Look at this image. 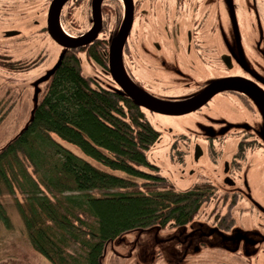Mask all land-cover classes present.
<instances>
[{"label": "trees", "instance_id": "16d2710c", "mask_svg": "<svg viewBox=\"0 0 264 264\" xmlns=\"http://www.w3.org/2000/svg\"><path fill=\"white\" fill-rule=\"evenodd\" d=\"M80 51L89 59L82 46L67 49L32 119L0 147V195H21L15 206L26 236L50 264H101L108 239L132 228L184 225L210 194L170 187L148 158L158 130L138 106L82 74ZM0 220L9 225L1 202Z\"/></svg>", "mask_w": 264, "mask_h": 264}, {"label": "flooded vegetation", "instance_id": "af4514ba", "mask_svg": "<svg viewBox=\"0 0 264 264\" xmlns=\"http://www.w3.org/2000/svg\"><path fill=\"white\" fill-rule=\"evenodd\" d=\"M51 1L20 18L22 25H17L32 35L47 33L51 40L46 26ZM92 2L65 1L60 12L64 35L77 38L93 30ZM99 6L100 30L82 47L110 87L93 77L95 83L110 92L111 87L119 88L111 78L108 59L111 43L128 23L120 60L133 84L154 98L177 105L208 97L199 108L179 115H191L192 122L194 118V122L212 127L204 138L212 154H216L215 146H228L220 150L225 160L215 173V183L203 177L211 188L210 197L219 193L228 207L225 212L217 207L206 210L205 215L216 227L228 230L236 221L235 213L250 206L241 201V191L250 188L247 176L241 173L242 164L253 152L264 155V0H102ZM12 31L17 32L12 36L23 32L6 30L7 38H12L8 36ZM93 49L98 50L102 63L92 58ZM138 107L147 119L148 114L161 115ZM174 132L192 136L182 130ZM196 147L202 153V145L194 142L193 159ZM254 177L263 183L264 170L256 171ZM261 183L256 188L262 195ZM237 256V264H252L256 259L241 248Z\"/></svg>", "mask_w": 264, "mask_h": 264}, {"label": "rangeland", "instance_id": "374dc122", "mask_svg": "<svg viewBox=\"0 0 264 264\" xmlns=\"http://www.w3.org/2000/svg\"><path fill=\"white\" fill-rule=\"evenodd\" d=\"M45 5L47 0H0V147L27 124L41 93L39 91L46 86L44 79L57 65L62 54L60 45L53 44L46 37L47 33L32 35L24 27L20 28V18H27L33 10ZM16 15H19L18 19ZM13 28L23 31L22 35L9 39L4 31ZM78 56L83 70L91 75L89 78L92 81L93 77L106 80L84 51H80ZM147 116L151 124L160 129L161 134L148 151V158L152 165L158 167L159 174L167 179L170 187L182 190L195 186L210 190L206 179L215 183V173L221 169L225 160L220 153L224 145L215 146L216 154H212L209 144L204 143L212 127L203 124V121H199L202 123L200 125L194 122V118L192 122L191 115L161 113ZM175 129L192 133V136L175 133ZM214 134L218 136V133ZM223 138L230 140L229 135ZM194 142L202 145V153L196 160L192 155ZM62 144L93 165L110 171L88 159L75 146L64 142ZM258 170H264V155L253 152L243 162L241 169L250 186L248 191H241V201L250 206L235 213L236 221L228 230L216 227L212 219L205 215L206 210L212 212L216 207L222 208L223 212L228 209L219 193L213 197L209 194L199 213L184 225L165 226L161 229L157 226L132 228L108 239L100 255L101 263L237 264V253L241 248L246 256L256 255L252 264H264V230L261 228L264 227V181L261 183V179L257 182L254 179ZM114 173L125 177L121 172ZM260 183L262 195L256 188ZM15 197L21 198V195H0V202L9 217L8 226L0 220V264H50L31 247L15 206Z\"/></svg>", "mask_w": 264, "mask_h": 264}, {"label": "water", "instance_id": "95a60500", "mask_svg": "<svg viewBox=\"0 0 264 264\" xmlns=\"http://www.w3.org/2000/svg\"><path fill=\"white\" fill-rule=\"evenodd\" d=\"M65 1L66 0H52L48 6V12L46 16L47 30H48L51 40L54 42H57L62 48V54L59 60L57 61V65L48 73L47 77L44 79V83L47 82V80L50 78L54 70L59 66L63 55L67 52V49L78 48L79 46H84V45L89 44L90 41L94 40L95 36L100 30L101 17H100V6L99 5L102 0H93L92 2V7H93L92 14L94 18L93 30H91L87 34L77 36V38L72 37L70 35L65 36L62 31L63 29L61 26V19H60V12H61L62 6L65 4ZM121 27H122L121 30L118 32V34L115 36L114 41L111 43V47H110L111 50H110L109 59H108L111 78L113 82H115L119 86L118 89L116 87H111L110 89L112 92L114 91L120 95H123V96L125 95L126 97L130 99L131 103H133L134 105L143 107L155 113L158 112V113H163L167 115L168 114L179 115V114L190 113V111L195 110L196 108H199L200 105H202L207 100L208 97H205L200 100L195 99L193 101H189L188 103H180L177 105L175 103H171L168 101L167 102L162 101L161 99H158L157 97L154 98L153 96L148 94L146 91L141 90L138 86L133 84L132 81H130L127 78L125 71H123L122 63H121L122 60H120L121 52H122L121 47H122L124 40L126 39L125 37L130 27L128 23L122 25ZM16 33L17 32L15 31L9 32L8 36H12ZM81 72L84 76H88V77L91 76L90 74H88L87 72L83 70V65H81ZM94 79L97 80L96 77H94ZM97 81H99L100 83L102 82V84L104 86H107L108 88L110 87L109 83L104 80H97ZM41 91L42 90L40 89L39 93ZM213 91L215 92L218 90H213ZM38 98L39 96L37 97L36 102L34 104V109L36 108ZM34 109L31 112V115L29 117L30 119L28 120V122L32 119ZM26 126L27 124L22 129H24ZM22 129L18 133H20ZM194 155H195L194 156L195 160L198 159L201 155V152L200 150H197V147H196V150L194 151Z\"/></svg>", "mask_w": 264, "mask_h": 264}, {"label": "bare ground", "instance_id": "6f19581e", "mask_svg": "<svg viewBox=\"0 0 264 264\" xmlns=\"http://www.w3.org/2000/svg\"><path fill=\"white\" fill-rule=\"evenodd\" d=\"M63 34H64V32H63ZM66 35V34H65ZM67 36H68V34H67Z\"/></svg>", "mask_w": 264, "mask_h": 264}]
</instances>
